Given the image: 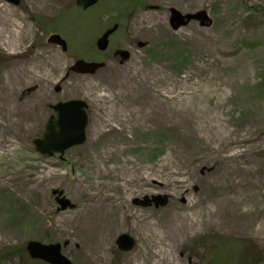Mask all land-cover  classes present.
I'll use <instances>...</instances> for the list:
<instances>
[{
	"label": "rangeland",
	"instance_id": "rangeland-1",
	"mask_svg": "<svg viewBox=\"0 0 264 264\" xmlns=\"http://www.w3.org/2000/svg\"><path fill=\"white\" fill-rule=\"evenodd\" d=\"M172 10L205 19L174 29ZM114 23L107 49L91 50ZM0 25L20 31L0 39V74L23 72L11 98L31 113L21 138L0 116V152L14 147L0 155V252L20 251L2 264H47L31 240L60 243L71 264H203L216 240L241 245L213 251L218 262L244 260L246 243L247 264H264V0H0ZM55 30L67 51L45 41ZM79 58L105 66L66 76ZM69 99L88 105L86 140L41 155L33 140ZM54 189L75 207L57 211ZM103 196L112 214L95 206ZM89 209L96 229L83 227Z\"/></svg>",
	"mask_w": 264,
	"mask_h": 264
},
{
	"label": "water",
	"instance_id": "water-1",
	"mask_svg": "<svg viewBox=\"0 0 264 264\" xmlns=\"http://www.w3.org/2000/svg\"><path fill=\"white\" fill-rule=\"evenodd\" d=\"M13 4H18L19 0H7ZM80 7L87 8L93 5L98 0H74ZM170 22L172 28H177L181 24H187L191 20L205 19L203 12L195 14H181L176 10H172ZM106 31L97 41V47L104 50L108 43V35L115 29ZM47 42L61 45L65 51L67 46L65 40L59 34H51L47 38ZM123 59L129 57L127 51H121ZM104 66L102 62H86L84 60H76L70 67V70L81 74H93L97 69ZM56 91L60 90L59 86L55 87ZM53 113L48 117L44 132L41 137L33 140L35 149L42 155L52 156L54 153L62 154L66 149L82 144L86 139L87 118V104L81 99H70L58 101L52 105ZM56 195L55 200L58 204L57 211L74 208L75 204L71 202L63 191L54 189L52 191ZM117 247L121 251H130L134 245V239L128 234H121L116 239ZM28 254L33 259H41L49 264H71V261L61 252L60 243L44 244L38 241H28L25 246Z\"/></svg>",
	"mask_w": 264,
	"mask_h": 264
},
{
	"label": "bare ground",
	"instance_id": "bare-ground-1",
	"mask_svg": "<svg viewBox=\"0 0 264 264\" xmlns=\"http://www.w3.org/2000/svg\"><path fill=\"white\" fill-rule=\"evenodd\" d=\"M1 26L2 25H0V39H2V37L8 38V35H6L8 33L9 36H12L13 38V39L11 38L8 39V42L10 44H14L15 39H18L17 35L20 33V31L11 30L12 33H10L9 30ZM23 76H24L23 72L18 69L11 70L6 75L0 74V116L2 118L11 120V126L13 128V133L16 138H21L22 135H24L30 129V125L27 122V118L29 117V115H31V113L29 112L28 114L23 115V110L21 109L22 106L20 102L14 98H11L12 94L15 91L16 84L21 81V78ZM215 128L219 129V132L215 133L217 137L222 136V134L225 133L224 126L218 125ZM188 132L190 134H194V132L191 129H188ZM13 150L14 147H11L10 145H8L7 147H2L0 155L12 154L11 151ZM47 176L50 175L48 174L46 175V177ZM12 179L13 177H9V180ZM23 181L24 178L20 181V183L22 184ZM109 202H110V198L108 196H103V198H100L96 201L95 206L103 208L106 214H112L113 210L116 209L112 210L114 206L111 205ZM87 213H89L91 216V218H89L90 222H88L86 225L84 224L83 227L85 228L87 226L88 230L96 229L97 226L100 224V221L103 216L94 215L90 209L87 210ZM109 229L111 228L109 227Z\"/></svg>",
	"mask_w": 264,
	"mask_h": 264
},
{
	"label": "trees",
	"instance_id": "trees-1",
	"mask_svg": "<svg viewBox=\"0 0 264 264\" xmlns=\"http://www.w3.org/2000/svg\"><path fill=\"white\" fill-rule=\"evenodd\" d=\"M132 7H128V6H126L125 7V9H131ZM218 240H216L215 242H217ZM244 245H245V247H246V250L244 251L243 250V256H244V260H238V257H240L241 255L240 254H238V255H240V256H237V257H235L234 259H232V261L229 263V264H239V263H244L245 262V264H247V263H249L250 262V258H252L251 257V255H252V251H251V248L248 246V244H246V243H243ZM236 247L237 246V248L238 247H240L241 248V245L239 246V245H237L235 242H233V241H231V242H225L224 240H222L219 244H217V248H216V250L215 251H217L218 249H223V248H230V247ZM249 248V249H248ZM212 252H213V250H211V253L209 254V256L208 257H205L204 258V260H203V264H213V263H216V262H218L217 260H216V258L212 255ZM18 253H20V251H17V250H7V251H5V253H3V252H0V264H2L3 263V261H2V259L3 258H8L9 256H11V255H14V254H18ZM218 264H224V263H220V262H218Z\"/></svg>",
	"mask_w": 264,
	"mask_h": 264
},
{
	"label": "flooded vegetation",
	"instance_id": "flooded-vegetation-1",
	"mask_svg": "<svg viewBox=\"0 0 264 264\" xmlns=\"http://www.w3.org/2000/svg\"><path fill=\"white\" fill-rule=\"evenodd\" d=\"M19 3H21V0H20ZM113 25H115V24H113ZM103 29H104V28H103ZM109 29H110V27L104 29L103 33H104L105 31L109 30ZM100 31H101V30H100ZM100 31H98L96 34L98 35V34L100 33ZM43 32H44V39H45V38L47 37L48 34L53 33V32H56V31H51V32H49V33H45L46 31H43ZM114 32H115V31H113L112 33H114ZM112 33H111V34H112ZM111 34H110V35H111ZM118 50H119V49H117V50L114 51V54H115V55L118 53ZM115 52H116V53H115Z\"/></svg>",
	"mask_w": 264,
	"mask_h": 264
}]
</instances>
